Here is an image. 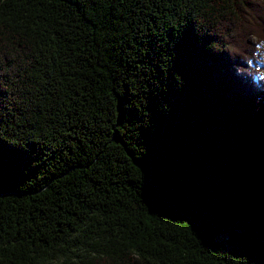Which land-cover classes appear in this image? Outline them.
<instances>
[{"label": "trees", "instance_id": "1", "mask_svg": "<svg viewBox=\"0 0 264 264\" xmlns=\"http://www.w3.org/2000/svg\"><path fill=\"white\" fill-rule=\"evenodd\" d=\"M262 76L264 0H0V264H264Z\"/></svg>", "mask_w": 264, "mask_h": 264}, {"label": "rangeland", "instance_id": "2", "mask_svg": "<svg viewBox=\"0 0 264 264\" xmlns=\"http://www.w3.org/2000/svg\"><path fill=\"white\" fill-rule=\"evenodd\" d=\"M228 237L225 234H221L216 237V242L218 244L226 245L227 244Z\"/></svg>", "mask_w": 264, "mask_h": 264}, {"label": "clouds", "instance_id": "3", "mask_svg": "<svg viewBox=\"0 0 264 264\" xmlns=\"http://www.w3.org/2000/svg\"><path fill=\"white\" fill-rule=\"evenodd\" d=\"M261 78L264 79V76H262Z\"/></svg>", "mask_w": 264, "mask_h": 264}]
</instances>
